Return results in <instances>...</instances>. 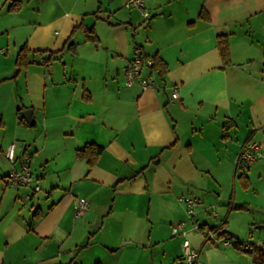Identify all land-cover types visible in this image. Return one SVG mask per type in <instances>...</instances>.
<instances>
[{
  "label": "crops",
  "instance_id": "obj_1",
  "mask_svg": "<svg viewBox=\"0 0 264 264\" xmlns=\"http://www.w3.org/2000/svg\"><path fill=\"white\" fill-rule=\"evenodd\" d=\"M124 2L0 0V264H187L185 239L194 264H259L218 231L264 246V156L236 163L247 141L264 153V0H143L146 18ZM137 53L165 62L142 69L150 88L125 85ZM86 144L101 148L92 165ZM25 155L35 179L6 184Z\"/></svg>",
  "mask_w": 264,
  "mask_h": 264
},
{
  "label": "built area",
  "instance_id": "obj_2",
  "mask_svg": "<svg viewBox=\"0 0 264 264\" xmlns=\"http://www.w3.org/2000/svg\"><path fill=\"white\" fill-rule=\"evenodd\" d=\"M124 7L126 9H135L138 11L143 17H148L149 13L144 7L143 0H125ZM153 59L152 57H144L142 54H135L128 62L125 67V85L131 86L133 84H138L142 88H150L153 85V78L151 73L147 75H142V69L144 67H148L152 70ZM171 95L173 98L178 97V90L175 85L172 86ZM15 143L12 142L8 145L5 151V157L11 162L14 163L15 155H14ZM264 156V153H261L259 150L258 141H247L243 144L240 152L238 153L236 163L237 165L246 166L249 163L256 161L257 159ZM29 155H25L23 161L20 164L19 168L12 169L4 178L3 181L6 184L14 185V186H22V185H30L31 182L35 179V176L30 170L28 163ZM34 190H39V185L35 183L33 185ZM186 213L188 218L192 221L193 227L197 229L205 238V240H210L214 238V234L216 231L209 226L201 224L197 219H195V206L197 204V199L194 197H183L182 198ZM88 203L84 200H79L75 205V214L81 215L87 208ZM180 228V224L172 226V233L177 234ZM222 240L225 243L234 244L236 239L229 234L221 236ZM251 247L250 243L243 242L242 249L249 250ZM183 258L187 264H194L198 252L197 250L190 247L189 241L185 239L183 241Z\"/></svg>",
  "mask_w": 264,
  "mask_h": 264
},
{
  "label": "trees",
  "instance_id": "obj_3",
  "mask_svg": "<svg viewBox=\"0 0 264 264\" xmlns=\"http://www.w3.org/2000/svg\"><path fill=\"white\" fill-rule=\"evenodd\" d=\"M85 36L87 39H90L92 41L95 40L92 29H87ZM217 46L222 61L226 63L229 60V48H228L227 39L225 37H218ZM32 52L33 51H31L25 44L18 50L15 58V66L17 72L26 69L27 66L31 63L32 59L30 58V55ZM46 52L47 55L46 57L43 58L44 63H50L51 61L57 58V52H53V51H46ZM143 56L146 57L145 55ZM152 59H153L152 69L157 70L159 74L164 73L166 70L165 62L161 58L156 56H154ZM100 150L101 148L96 145L86 144L83 148L78 149L76 153L79 157L85 158L89 163V165H92L94 164L96 158L98 157ZM241 176L242 175H240V177ZM245 183L246 185L248 184L247 182ZM211 228L214 229L215 231L219 230V228H217L216 226H212ZM218 233L219 236H224L227 234V232L225 231H218ZM242 243H243L242 241L236 239L233 245L242 249ZM246 251L253 254L255 260L259 264H264V246H257L255 244H251L250 249Z\"/></svg>",
  "mask_w": 264,
  "mask_h": 264
},
{
  "label": "water",
  "instance_id": "obj_4",
  "mask_svg": "<svg viewBox=\"0 0 264 264\" xmlns=\"http://www.w3.org/2000/svg\"><path fill=\"white\" fill-rule=\"evenodd\" d=\"M19 117L24 119V121L27 124H31L33 121L32 110L31 109H24V110L19 111Z\"/></svg>",
  "mask_w": 264,
  "mask_h": 264
},
{
  "label": "rangeland",
  "instance_id": "obj_5",
  "mask_svg": "<svg viewBox=\"0 0 264 264\" xmlns=\"http://www.w3.org/2000/svg\"><path fill=\"white\" fill-rule=\"evenodd\" d=\"M260 159V158H259ZM253 230H255V229H253ZM261 233H264V231H262ZM246 243H250V244H253V243H251V242H249V241H247Z\"/></svg>",
  "mask_w": 264,
  "mask_h": 264
}]
</instances>
